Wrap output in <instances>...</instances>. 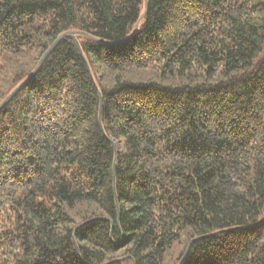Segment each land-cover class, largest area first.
<instances>
[{
	"label": "trees",
	"instance_id": "trees-1",
	"mask_svg": "<svg viewBox=\"0 0 264 264\" xmlns=\"http://www.w3.org/2000/svg\"><path fill=\"white\" fill-rule=\"evenodd\" d=\"M62 35L0 110V264H264V0H0V104Z\"/></svg>",
	"mask_w": 264,
	"mask_h": 264
},
{
	"label": "water",
	"instance_id": "water-1",
	"mask_svg": "<svg viewBox=\"0 0 264 264\" xmlns=\"http://www.w3.org/2000/svg\"><path fill=\"white\" fill-rule=\"evenodd\" d=\"M146 6V5H145ZM67 37L66 35L60 36L53 44L52 46L42 55L40 60L38 61L37 66L34 68L33 72L31 75L24 80L22 83H20L11 93L10 95L5 98L0 104V110L3 109L6 105H8L11 100L17 95V93L27 84L29 83L38 73L39 69L41 68L43 62L46 60V58L51 54V52L54 50V48L58 45V43L63 39Z\"/></svg>",
	"mask_w": 264,
	"mask_h": 264
},
{
	"label": "rangeland",
	"instance_id": "rangeland-1",
	"mask_svg": "<svg viewBox=\"0 0 264 264\" xmlns=\"http://www.w3.org/2000/svg\"><path fill=\"white\" fill-rule=\"evenodd\" d=\"M132 79H134V81H138V82H145V81H159L163 84H179V80H173V79H169V78H165V79H157V77H155V74L151 71L148 72H139L137 73L134 77H132Z\"/></svg>",
	"mask_w": 264,
	"mask_h": 264
}]
</instances>
